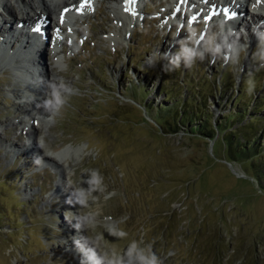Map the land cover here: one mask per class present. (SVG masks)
Segmentation results:
<instances>
[{"label":"rangeland","instance_id":"obj_1","mask_svg":"<svg viewBox=\"0 0 264 264\" xmlns=\"http://www.w3.org/2000/svg\"><path fill=\"white\" fill-rule=\"evenodd\" d=\"M99 1L71 24L51 106L25 104L35 94L1 53L0 264H264V46L224 50L218 22L171 21L170 0H139L128 27ZM183 47L203 58L186 66ZM228 138L259 153L235 157Z\"/></svg>","mask_w":264,"mask_h":264},{"label":"bare ground","instance_id":"obj_2","mask_svg":"<svg viewBox=\"0 0 264 264\" xmlns=\"http://www.w3.org/2000/svg\"><path fill=\"white\" fill-rule=\"evenodd\" d=\"M96 0H90L91 7L90 8H84L82 11H78L80 4L83 2V0H15V5H18V12H20L21 19L25 20L22 23L20 21H16L15 28L13 26L10 27L11 30L18 28V33H12L8 32V25L7 22L4 21L3 26H0V36H4L0 40L2 41L0 43V56L1 53L7 54L5 59L10 60L7 63L11 62L12 64H18V66H11V68L15 69H21L22 71L17 72V75L20 74L23 75L22 77L25 79L24 83L29 84L28 89L31 90V94H35L27 101L25 104H32V107H36L38 110L42 109L43 106L49 107L52 105L49 100L45 97V94L50 92L49 86L57 85L56 81V73L60 69V63L56 60V58L63 53V49L61 48L64 43H72L73 37L72 34L77 37L78 30H74L72 28L71 24L73 22H77V18H79L80 21H82L81 18H86L85 15L90 16V10L94 8ZM180 0L176 1L174 3L175 9L180 10L182 8V4L185 3V10L192 11L191 16H193L194 13L198 12V17H206L208 16V10L207 3H209V0H199V3L197 5H192L194 2L192 0ZM212 4L215 5V8L213 12L215 14L218 13V10H223V4L218 2V0H212L210 1ZM109 10L112 11L113 15L116 17V20L119 23H125V26L128 27V25L132 24V20H134L133 15L136 14L138 11L139 0H137L136 4L131 6L132 11L126 12L125 8L130 7L127 4V0H109L108 1ZM178 4V7L176 5ZM231 8L234 9L239 13V15L243 16V7H240L239 5H236V3L233 1L230 3ZM15 5H13L12 1L5 0L1 4V7L4 11H8L10 16H14ZM192 5V6H191ZM254 8L250 6L251 9H246V17L245 19H240L241 21H231L228 22V24H224L222 27L224 30H222V35L219 37V43H221V46L224 48H229L230 51H233L239 44H243L245 46L246 44L253 46L255 43L256 45H260V43L264 46V33H262V30L264 32V0H253ZM67 9V11H65ZM16 13V12H15ZM84 14L81 16V14ZM86 13V14H85ZM180 15V14H179ZM34 18L36 17L37 22L30 23V20H32L30 17ZM81 16V17H80ZM61 17H63V23H61ZM196 17V16H195ZM52 19L54 21V28L52 31L57 32L54 33V37L56 38L57 43L53 46V40L50 38L48 31L49 28L47 27V20ZM10 20V19H9ZM32 20V21H33ZM211 20V19H210ZM13 21V20H12ZM10 20V22H12ZM9 22V21H8ZM79 22V21H78ZM211 23L212 20L210 21ZM249 23V24H248ZM250 23H253L256 25L255 30L253 29L254 25L251 26ZM124 25V24H123ZM4 27V29H2ZM125 27V30L127 31ZM227 27V28H226ZM36 29H38L37 32ZM226 29V30H225ZM4 30V31H3ZM251 31V34L248 35L247 39L242 40L243 36L246 35ZM256 31V32H255ZM14 32V31H13ZM69 33H72L71 35ZM17 35V36H16ZM46 36H49V39L45 38ZM67 36V38H65ZM19 37V38H18ZM69 41V42H68ZM12 42L16 43L13 44ZM10 44H13V46ZM15 45H17L15 47ZM47 46V48H46ZM16 49L14 52L10 51L7 52V49ZM49 47V49H48ZM52 48V49H51ZM45 50L47 53H51L53 55L52 60L53 62L51 65H47L46 63V69L44 68L45 65L44 61L46 58H44ZM230 51H225L230 52ZM4 54V55H5ZM50 55V54H49ZM18 59L22 60V62H18ZM13 60L16 62H13ZM17 60V61H16ZM18 62V63H17ZM43 65V66H40ZM8 66V65H7ZM36 72V73H35ZM34 74L40 75L41 79L43 77L46 78L41 80L43 86L40 87V84L33 85L31 79ZM39 78V77H38ZM20 81V80H19ZM39 93V94H38ZM38 94V95H37ZM15 96L17 99H25L28 98L24 93L19 92L18 90L15 91ZM30 96V95H29ZM23 112V111H21ZM28 114V113H27ZM30 115V114H29ZM43 120V119H42ZM46 121V120H45ZM47 123V122H46ZM32 130L36 131L34 127L31 128ZM35 146H38L35 140ZM33 150V149H32ZM34 151V150H33ZM84 155V151L81 148L75 149V150H68V149H62L56 152V154L52 157L44 156L43 159H46L48 161L54 162L56 165H61V163H66L71 160L75 159H81ZM34 156V153L33 155ZM64 171V170H63ZM85 246L87 242L83 243ZM94 256V255H93Z\"/></svg>","mask_w":264,"mask_h":264},{"label":"clouds","instance_id":"obj_3","mask_svg":"<svg viewBox=\"0 0 264 264\" xmlns=\"http://www.w3.org/2000/svg\"><path fill=\"white\" fill-rule=\"evenodd\" d=\"M217 52L220 51L219 48L216 49ZM181 56L183 57L184 61H185V65L188 67H191L192 63L194 62V59L199 56L201 59L203 58V53H198L196 50L194 49H190L188 47H183L182 51H181ZM55 86H53L54 88ZM61 87H63V85H61ZM56 95V100L55 103L56 105H60L63 103V101L60 99L59 93H55ZM141 260H145L144 256L140 257ZM145 264H158L157 259L155 258V256H153L151 259H148L145 261Z\"/></svg>","mask_w":264,"mask_h":264},{"label":"trees","instance_id":"obj_4","mask_svg":"<svg viewBox=\"0 0 264 264\" xmlns=\"http://www.w3.org/2000/svg\"><path fill=\"white\" fill-rule=\"evenodd\" d=\"M187 118V117H186ZM247 127V126H246ZM220 128V127H219ZM191 129V128H190ZM206 130L207 131H204V136H206V138H209V139H213L214 138V128L213 127H209L208 129L206 128ZM191 131V130H190ZM227 145H228V147L230 148H228V152L231 154H235L234 152L236 151V149H238L239 150V152H240V156H241V154H244L246 157L247 156H255V155H257L259 152H255L256 150H255V147H253L252 145H251V147H250V149H247V146L248 145H241V143H238V142H235V147L233 148V147H231V144H232V142H231V140L228 138V140H227ZM250 154H249V153ZM238 155H239V153H238ZM237 155V156H238ZM235 156V155H234ZM237 156H235V157H237Z\"/></svg>","mask_w":264,"mask_h":264},{"label":"snow or ice","instance_id":"obj_5","mask_svg":"<svg viewBox=\"0 0 264 264\" xmlns=\"http://www.w3.org/2000/svg\"><path fill=\"white\" fill-rule=\"evenodd\" d=\"M137 2V0H127V4L130 7H126L125 11L126 12H131L132 11V7L133 5H135ZM91 7V3L90 0H83V2L80 4L78 11H82L84 8H90ZM65 11H67V9H65ZM195 19V17L193 18ZM61 23H63V17H61ZM38 31V29H37Z\"/></svg>","mask_w":264,"mask_h":264}]
</instances>
